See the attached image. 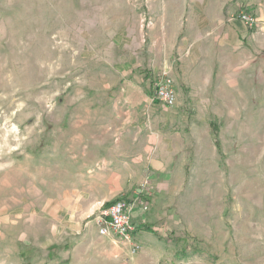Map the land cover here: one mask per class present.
<instances>
[{"label": "rangeland", "instance_id": "obj_1", "mask_svg": "<svg viewBox=\"0 0 264 264\" xmlns=\"http://www.w3.org/2000/svg\"><path fill=\"white\" fill-rule=\"evenodd\" d=\"M147 178L153 231L101 236ZM0 264H264V0H0Z\"/></svg>", "mask_w": 264, "mask_h": 264}, {"label": "built area", "instance_id": "obj_2", "mask_svg": "<svg viewBox=\"0 0 264 264\" xmlns=\"http://www.w3.org/2000/svg\"><path fill=\"white\" fill-rule=\"evenodd\" d=\"M239 19L249 26L257 25V20L248 13L241 11ZM155 99L164 107H173L177 102V93L174 89L172 77L166 72L155 85ZM149 179L143 181L139 194L130 202L117 200L109 208L105 209L97 218L99 234L101 236H112L126 243L133 241L137 226L133 222L135 210L140 209L143 213L150 210L149 204L145 201L152 193L148 191ZM138 245H136L137 247Z\"/></svg>", "mask_w": 264, "mask_h": 264}, {"label": "crops", "instance_id": "obj_3", "mask_svg": "<svg viewBox=\"0 0 264 264\" xmlns=\"http://www.w3.org/2000/svg\"><path fill=\"white\" fill-rule=\"evenodd\" d=\"M237 26H239L242 30L245 28L244 25L239 21ZM151 167L155 170L153 174L151 175V181H154L152 185L153 187L157 189V193L155 194L157 196H160L163 192L162 187L164 186L163 183L168 182L172 180V176H170L169 171L167 168H162L157 160H153ZM184 171V162L180 161L175 166V172L178 176V179L182 177V172ZM136 196V195H134ZM156 200L152 202L150 213H143L140 209L135 210L133 214V222L137 226V231H140L141 233H144V231L140 230V226L142 224H148L152 223L153 220L156 221L158 219V214L160 211V205H159V197H155Z\"/></svg>", "mask_w": 264, "mask_h": 264}, {"label": "trees", "instance_id": "obj_4", "mask_svg": "<svg viewBox=\"0 0 264 264\" xmlns=\"http://www.w3.org/2000/svg\"><path fill=\"white\" fill-rule=\"evenodd\" d=\"M209 126H210V130H211V134H212L213 138L215 139V143H216V146L218 148V151H220V145H219L218 134H217V125L215 122L212 121V122H210ZM146 202L149 204L151 202V199L146 200ZM112 204H113V202H109L106 205H104V210L109 208ZM140 230L153 231L152 227L147 225V224H142V226H140Z\"/></svg>", "mask_w": 264, "mask_h": 264}]
</instances>
